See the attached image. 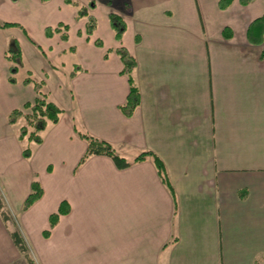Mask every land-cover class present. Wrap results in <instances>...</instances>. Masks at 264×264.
Segmentation results:
<instances>
[{
    "label": "crops",
    "instance_id": "obj_1",
    "mask_svg": "<svg viewBox=\"0 0 264 264\" xmlns=\"http://www.w3.org/2000/svg\"><path fill=\"white\" fill-rule=\"evenodd\" d=\"M76 1L96 2L91 37L66 0H0V24L16 25L0 28V190L37 264H264V0L225 9L221 0ZM111 13L127 25L121 43ZM59 25L68 29L46 35ZM13 43L23 63L15 84ZM121 46L137 61L141 103L130 118ZM64 56L76 61L68 83L54 62ZM28 78L63 110L41 145L19 141L24 118L9 124L38 97ZM77 132L130 162L154 154L166 181L152 157L124 170L106 156L83 162ZM35 182L42 197L24 210ZM17 251L0 211V264H14Z\"/></svg>",
    "mask_w": 264,
    "mask_h": 264
},
{
    "label": "trees",
    "instance_id": "obj_2",
    "mask_svg": "<svg viewBox=\"0 0 264 264\" xmlns=\"http://www.w3.org/2000/svg\"><path fill=\"white\" fill-rule=\"evenodd\" d=\"M108 4H112L113 0H106ZM255 0H241V3L243 5H248L251 2ZM232 0H221L220 1V7L222 9H225L230 5ZM66 3L68 5H71L73 7H76L79 9L78 13V19H87V26H86V34L88 37H91L94 32L96 31L98 27V22L96 18L91 14V10H93L96 7V2H92L88 7L83 6L79 1L76 0H66ZM110 24L111 27L115 33V38L118 42H122L124 35L127 30V25L125 21L117 14L111 13L109 15ZM256 24H259L264 29V16L260 18ZM16 26L14 24L9 23H3L0 24V28H8ZM68 29V26L65 25H59L56 29L47 28L46 29V35L48 37H51L54 33H59L61 29ZM63 39L65 41L68 40V36L64 35ZM96 45L98 47H102L101 42H96ZM116 54L119 56V58L122 61L123 64V71L122 75L128 76L129 81L131 84V90L130 94L128 96L127 102L124 106L121 107L122 113L130 118L134 114L135 110L139 107L141 103V96L137 88L133 85V78L132 75L137 68V61L130 55V53L124 48L119 47L116 51ZM264 57V53H263ZM6 58L8 62H10V73L11 78L10 82L12 84H15L17 82L15 76L17 75L20 68H22V53L20 48L16 45V43H13L11 47L7 50ZM107 58V56H106ZM80 70V67H75L74 71L71 73V78H74L78 71ZM29 76H31V73H29ZM25 85L28 84H34L35 91L38 95L34 103H28L24 106L23 109H17L14 110L10 116H9V124L14 125L18 123L22 118L26 120V124L20 129L18 139L20 142L24 140H28L32 143H36L38 145H41L43 143V137L42 133L46 131L49 124H57L60 121V116L63 113V110L54 102L49 101L47 99V95L43 93V87L44 83H35L32 79L28 78L24 81ZM25 110H30L31 113L26 115L24 114ZM78 136L87 142L88 148L86 151V154L84 156L83 162L86 161L88 158L92 156H106L113 160L116 167L120 170L127 169L131 167L134 163L145 161L148 157H152L154 160V163L156 164L158 171L160 173V176L163 181H166V176L164 172V165L161 162V160L156 157L152 153H142L139 157H137L133 162H130L123 158L116 149L108 142L99 140L87 133H81L77 132ZM23 156L26 159H30L32 157V150L30 148L24 149ZM169 188L172 190L170 185L168 184ZM42 188L39 185V183L35 182L32 185V193L27 198L24 210H28L30 207H32L40 198L42 197ZM63 205L60 209V214H64L63 211ZM0 211L1 216L5 222H8L9 217L6 213L3 212V204L0 202ZM58 215H54L51 217V227L53 228L57 223ZM45 237H47V234H45ZM11 238L15 246L19 249V251L28 256V245L25 241L24 236L19 230H15L11 233ZM32 264H35L32 262Z\"/></svg>",
    "mask_w": 264,
    "mask_h": 264
},
{
    "label": "rangeland",
    "instance_id": "obj_3",
    "mask_svg": "<svg viewBox=\"0 0 264 264\" xmlns=\"http://www.w3.org/2000/svg\"><path fill=\"white\" fill-rule=\"evenodd\" d=\"M54 62L60 65L61 77L66 83H68L69 82L70 71L73 69L74 64H76L75 58L72 57V56H64V57H61L59 59H55ZM28 70H30L29 67L26 70H21V72L19 74V79L23 78V76H27V71ZM40 73L43 74V72H40ZM38 77H39V73L36 72L35 75H34V78H38ZM0 202L3 204V212L6 213L7 216L9 217V220H8L7 223H8V228L10 229V235L15 230H19L20 231V225H19L16 217L10 218V215L8 214V210H6V208H5V195H4L3 191H1V190H0ZM7 204L9 206V211L13 215H15L17 213V208H15L14 206L10 205L8 203V201H7ZM28 248H29L28 256H26V255L22 254L19 251V249L16 247V249L18 250L17 252H18L19 256H18L17 260L14 262V264H32V262L37 264L34 254L32 253V251H31L29 246H28Z\"/></svg>",
    "mask_w": 264,
    "mask_h": 264
}]
</instances>
